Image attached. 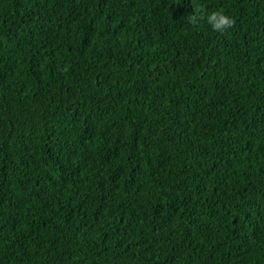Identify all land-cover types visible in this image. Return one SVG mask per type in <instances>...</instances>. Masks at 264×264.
I'll return each mask as SVG.
<instances>
[{
    "label": "trees",
    "instance_id": "obj_1",
    "mask_svg": "<svg viewBox=\"0 0 264 264\" xmlns=\"http://www.w3.org/2000/svg\"><path fill=\"white\" fill-rule=\"evenodd\" d=\"M0 264H264V0H0Z\"/></svg>",
    "mask_w": 264,
    "mask_h": 264
},
{
    "label": "clouds",
    "instance_id": "obj_2",
    "mask_svg": "<svg viewBox=\"0 0 264 264\" xmlns=\"http://www.w3.org/2000/svg\"><path fill=\"white\" fill-rule=\"evenodd\" d=\"M189 23L196 25L199 21L206 19L212 30L216 33L223 34L226 30L235 25V20L226 14L223 10L211 11L205 14L203 8L200 9V15L191 14L187 17ZM67 71V69H65Z\"/></svg>",
    "mask_w": 264,
    "mask_h": 264
}]
</instances>
